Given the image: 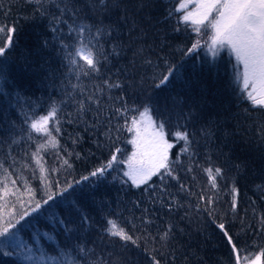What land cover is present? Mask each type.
<instances>
[{"label": "trees", "instance_id": "16d2710c", "mask_svg": "<svg viewBox=\"0 0 264 264\" xmlns=\"http://www.w3.org/2000/svg\"><path fill=\"white\" fill-rule=\"evenodd\" d=\"M67 2L0 0V28L16 29L6 56L0 57V165L12 179L20 177L16 187L25 203L23 208L17 204L16 212L53 196L17 225L14 239L0 237V264H71L70 257L86 264L77 245L92 249V259L99 256L107 264H152L153 254L160 264H235L236 254L224 231L237 248L245 250L241 255L259 252L264 247L260 224L264 218V109L254 108L242 97L234 80V57L227 50L213 57L203 46L184 54L208 36L177 23L183 14L174 11L180 0H144V7L141 0H120L121 6L103 17L105 24L115 23L117 31L101 43L105 53L112 52L114 43L121 44L122 51L108 55L107 60L101 58L99 73L77 80L69 71L61 42H75L69 33L73 14L69 11L61 17L60 13ZM71 3L84 9L77 24L93 22L85 0ZM41 5L43 15L36 11ZM169 11L174 12L171 17ZM55 17H60V23ZM121 17H127L126 21ZM6 41L7 33L0 32V44ZM169 66L174 67L169 82L156 88ZM104 80L118 81L121 87L104 88ZM74 84L85 93L104 88L98 93L99 104L90 103L86 111L78 112L84 97L79 89L73 90ZM150 100L160 110L166 100L167 133L179 127L190 134L191 157L181 152L183 141L166 135L173 144L169 159L177 179L167 177L162 182L160 176H153L135 187L123 175L122 166L91 176L117 148L127 152L130 132L125 124L130 127L132 117H139L136 109L142 111ZM53 102L58 123L51 121L49 129L59 143L55 149L40 151L47 177L42 183L32 154L48 137L31 131L29 118L46 115ZM125 106L127 113H116ZM152 115L157 119V112ZM204 131L211 135L205 136ZM65 159L70 167L63 164ZM206 168L222 169L215 188ZM26 187L32 190L31 197L25 194ZM201 196L211 197L213 203ZM9 199L16 203L14 197ZM9 208L0 210L7 214ZM109 219L136 243L109 236L104 231ZM221 223L223 231L218 227ZM169 230L167 240H161V234ZM6 251L13 255H4ZM32 254L33 259H25Z\"/></svg>", "mask_w": 264, "mask_h": 264}, {"label": "snow or ice", "instance_id": "6c2138e0", "mask_svg": "<svg viewBox=\"0 0 264 264\" xmlns=\"http://www.w3.org/2000/svg\"><path fill=\"white\" fill-rule=\"evenodd\" d=\"M26 3H32L33 0H25ZM39 2V0H37ZM191 0H180L178 7L175 8L176 13H183L177 20V23H184L186 26L191 25L193 31L200 34L202 31L208 36L207 41L204 42V47L213 57H216L221 50H227L228 54L235 59L234 65V80L240 87V92L243 98L251 103L254 108L264 109V0H195L194 10L188 11V4ZM85 5L89 10L91 16L94 18L93 22L88 23L81 20L79 24L75 21L79 19V14L84 11L83 8L75 7L72 5L71 0H68L60 9L61 17L65 12H71L73 14V23L69 25V33L74 34V44H63L62 47L66 49L65 60L69 64V71L74 72L77 80L81 76L90 77L92 74L99 73V65L101 58L107 60L108 55H119L122 51V45L114 43L112 45V52L105 53L102 40L112 38L113 33L117 31V25L115 23L105 24L103 17L112 14L114 8H119L120 0H85ZM145 2L141 0L140 7H144ZM59 8L60 6L57 5ZM36 11H40L43 15L42 5L38 7ZM174 14L173 11H169L168 16L171 17ZM87 16V13L85 14ZM126 21L127 17H121ZM56 23H60V17H55ZM67 23V21H65ZM135 23V22H133ZM55 31V29H53ZM15 27L0 28V32L7 33V41L0 44V57H5L7 50L13 43V34L15 33ZM179 31V29H177ZM210 32V34H209ZM46 43V42H45ZM201 47L200 40H197L192 44L190 48L184 53L185 55L192 53ZM150 63V61H148ZM174 72V67L169 66L167 68V74H162L159 77V83L155 84L156 88H160L169 82L170 76ZM156 78L154 77V80ZM104 88L109 90L113 88H120L121 84L112 82L110 80L103 81ZM73 90L79 89L81 96L84 97L79 103L78 112H84L87 110L90 103L99 104L98 93L102 94L104 88L96 87L95 92L85 93V90L79 85H72ZM122 99V97H121ZM159 104V100L155 101ZM129 109L117 108L116 113H127ZM139 112V119L136 116L132 117L129 127L127 122L125 127L129 132H134L133 139L129 141L133 145V152L128 157L127 161H120L116 153L120 152V149H116L111 159L101 167L97 168L90 173L91 176H103L107 169L113 168L114 163H126L127 170L123 175L127 177L131 184L135 187L147 184L153 176H160L162 182L167 177L177 179L175 173L174 164L169 159V149L173 147V144L166 139V135H174L177 142L183 141L184 147L181 149L182 153H188L191 157L193 154L190 151L191 141L189 139V133L186 130H178L175 133H167L166 126L168 124V117L165 115L167 110V102L165 100L163 110L153 107V102L150 100L145 103L143 110ZM157 112V119L154 120L152 113ZM58 108L55 102L50 106L46 115L38 118H29V128L35 133H40L48 137L47 141L38 145L36 151L32 154V159L39 166L41 173V182L46 183L47 177L44 175L45 168L42 163V157L39 155L42 149L51 147L57 148L58 140L52 134L49 129V123L56 121ZM127 120V118L125 117ZM58 133L60 129L55 128ZM205 136H210L209 131H204ZM16 141H13L15 143ZM75 143V141H74ZM59 158V154L57 153ZM180 156L176 158V162H179ZM64 165H69L68 161L63 160ZM0 171L3 175L0 176V201L3 204L0 205V209L9 208L7 214L0 210V237H3L6 241L14 239L17 229V225L21 221L25 220L31 213L37 212L42 208V204L46 205L53 199L52 195L48 196L47 200L42 203L37 201L34 207H30L22 212H16L17 204L23 208L24 200L19 189L16 187L17 179H12V174L8 169L3 168L0 165ZM52 171H55L53 169ZM191 171V169H189ZM205 172L208 174L211 187L215 188L216 177L222 174V169L206 168ZM215 173V174H213ZM88 179V177H83ZM77 183H79L77 181ZM50 186V185H48ZM70 188L71 185L69 184ZM185 186L181 185L183 189ZM260 187V186H257ZM67 191V188L63 189ZM237 189L233 187L232 192L236 193ZM25 194L32 196V190L25 188ZM10 197H14L16 203H12ZM201 200L207 201L208 204H212L211 197H200ZM233 210L236 208L235 200L232 204ZM83 222H87V218H83ZM261 230L264 231V218L260 221ZM108 227L104 231L111 237H117L121 241L129 242L133 244L136 240L133 239L122 227L118 225L115 220H107ZM218 227L223 231L224 224H219ZM170 235V230L161 234V240H167ZM224 235L228 237V243L232 245V252L236 254L235 264H264V247H261L259 252L254 254L241 255L245 250L237 248L233 243V239L229 236L227 231H224ZM19 248H23L28 252L31 249L26 245H20ZM77 250L80 256L85 258L86 264H107V261L99 256L92 259L94 252L92 249L87 248L84 245H77ZM4 255H13L12 252L6 251ZM44 253H41L40 259L44 258ZM34 254L28 255L25 259H33ZM49 260H55L56 257H49ZM63 259V257H61ZM71 264H81L80 260L75 258H69ZM152 264H160V261L156 256L152 255Z\"/></svg>", "mask_w": 264, "mask_h": 264}, {"label": "rangeland", "instance_id": "374dc122", "mask_svg": "<svg viewBox=\"0 0 264 264\" xmlns=\"http://www.w3.org/2000/svg\"><path fill=\"white\" fill-rule=\"evenodd\" d=\"M194 7H195V0H191V2H189V4H188V9L187 10L188 11L194 10ZM209 34H210V32H209ZM207 38L208 37H206V39L205 38L204 39H201V41H200L201 42V47L204 45V42L207 41ZM136 118L139 119V117H136ZM131 126H132V124H131ZM134 135H135L134 132H130V137H129V140H128L129 149L127 150V152H126V150L124 148H121L120 149V152L119 153H116V155L118 156V159L120 161H127L128 157L131 156V154H132V152H133L134 149H133V145L131 143H129V141L131 139H133ZM124 153H125V155H124ZM120 166L123 167V172L127 170L126 163H114L113 168H109V169H114V168H118V167L120 168Z\"/></svg>", "mask_w": 264, "mask_h": 264}]
</instances>
